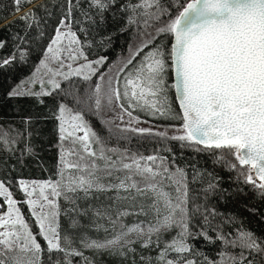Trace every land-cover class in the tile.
Masks as SVG:
<instances>
[{"label": "snow or ice", "instance_id": "1", "mask_svg": "<svg viewBox=\"0 0 264 264\" xmlns=\"http://www.w3.org/2000/svg\"><path fill=\"white\" fill-rule=\"evenodd\" d=\"M28 3L31 0H13L16 11ZM110 3L115 0H90L89 7L97 8L98 14L102 15ZM68 4L67 15L59 21L45 58L40 61V66L51 76L48 84L53 90L61 88L57 77L69 81L73 76L82 75L84 80H91L99 74L92 95L83 101L77 97V103L94 101L99 114L102 102L106 101L110 106L115 100L119 102L118 119L121 121L124 114L133 118L130 107L147 109L152 115L168 116L173 113V108L167 95L166 78L173 72L172 87L181 114H173L171 118L182 120V125L177 130L180 134L170 138L190 145H203L205 149L228 150L238 162L229 167L237 169L239 166L244 183L251 184L264 196V0H177L179 11L175 15L163 7L161 0H139L127 5L133 13L144 17L145 28L151 26L150 21L159 22L167 16V21L156 29V35L169 34L174 42L166 52L163 47L153 45L154 35H147L115 77L108 75L107 79L94 66L104 64L106 57L76 68L66 63L81 57L87 60L77 33L71 30L72 0H68ZM84 16L92 19L87 11ZM30 17L35 19L33 10L20 19ZM128 22L136 23L135 17L130 16ZM150 45H153L151 49L133 65ZM52 62L58 67H50ZM2 63L7 65L11 60ZM129 65L133 68L123 76L121 86L120 73H124ZM65 67L68 70L62 71ZM39 72L40 68H37ZM40 83L43 87V80ZM21 94L24 93L18 90L10 93ZM27 94L32 95L31 92ZM41 94L52 93L35 95ZM67 94L72 95V92ZM58 113L60 178L54 182L19 181L27 196L23 203L28 205L34 217L39 229L37 233H33L25 220L12 192L0 181V197H5L7 204V211L0 213V264H43L45 249L37 236L46 242L49 264H71L68 257H83V252L72 247L76 241L69 235H61L58 202L61 197L71 206L65 213L71 218L70 227L82 230L78 239L86 249L111 251L119 246L120 254L125 255L122 249L128 247L129 251H134L130 245L139 241L141 247L154 245L159 249L158 264H198L196 259L189 258L201 255L189 240L203 236L212 241L213 237L208 236L207 230L194 233L189 227V189L184 170L178 167L171 170L166 157L144 156L128 148L109 146L92 129L81 111L73 112L61 103ZM105 123L110 126L112 135V121ZM115 128L117 139H124L119 133L127 129L120 125ZM132 131L151 133L150 129L144 128H133ZM81 132L83 135H79ZM155 135L168 138L166 131ZM64 141H70L68 148L63 146ZM216 188V184L208 185L210 191ZM217 215L215 209L205 208V225L211 227L209 217ZM141 216L145 219L125 223L128 217ZM81 220L88 223H81ZM223 223L232 224L234 218L229 217ZM177 227L180 231L160 248L163 233ZM88 228L105 233L111 229L114 234L111 238L91 239L83 231ZM213 230L222 250L215 260L204 256L203 264H264V237H257L242 228L234 235L225 233L220 225ZM132 234L136 235V240L128 239ZM227 249L240 251L233 254ZM53 253H62L64 261L53 260ZM169 254H174V258H169ZM84 259L85 264H91L87 257Z\"/></svg>", "mask_w": 264, "mask_h": 264}, {"label": "trees", "instance_id": "2", "mask_svg": "<svg viewBox=\"0 0 264 264\" xmlns=\"http://www.w3.org/2000/svg\"><path fill=\"white\" fill-rule=\"evenodd\" d=\"M90 0H72L73 10L71 15V28L77 33L80 46L85 55L96 61V58L106 57L102 65H95L102 70L117 55L126 52L129 43L133 38L148 34L152 31L155 36L154 46L163 47L170 51L171 36L169 34L156 35L157 29L167 21V16L159 22L150 21V27L145 28L144 17L133 13L127 5L136 4L139 0H115L110 3L108 9L101 14L95 7H89ZM183 2V0H180ZM163 7L175 15L179 11L176 7L177 0H161ZM69 8L68 0H31V3L23 5L16 11L13 0H0V180L12 192L17 199L18 205L24 217L29 221L34 233H37L34 220L25 201V193L19 186L20 179L26 180H51L56 181L59 177L61 141L58 131L59 121L58 107L61 103L70 107L73 111L84 113V119L104 138L109 146L128 148L131 152L140 153L144 156L159 155L167 158L171 170L177 167L184 170L189 189L188 209L190 214V229L192 232L207 230L208 236L213 237L212 241L203 236L190 239L197 252L201 255H193L189 258L196 259L198 264H203L204 256L210 260L218 258L222 250L221 242L215 240L217 229L220 225L225 233L235 234L238 228L253 232L257 237H264V196L259 194L258 189L251 184L244 183V177L240 175L239 166L231 169V163H238L235 157L228 150L205 149L203 145H190L187 142L173 140L170 137L162 138L155 133L120 132L124 139H117V131L109 133V127L99 120L93 101L88 103H77L76 98L82 101L91 96L93 85L97 76L91 80H84L81 76H73L69 81L62 77L61 88L53 90L52 86L40 90L19 91L21 95H10L13 92L15 83L27 76L43 54L45 47L51 39L60 19L67 15ZM33 10L35 19H20L26 12ZM87 11L92 17L91 20L84 16ZM135 17L136 23H129V17ZM145 49L140 57L133 61V65L139 63L147 51ZM4 60H11V63L4 65ZM133 65L128 66L130 71ZM167 95L172 105L173 113L168 116L160 114L152 115L150 111L142 108H130L137 116L156 121L163 125H178L180 119H172L173 114H180L174 89L172 87V72L166 78ZM71 91L72 95L67 93ZM31 92L32 95L27 93ZM51 92V95H35L36 93ZM183 144V146H182ZM63 146L68 148L70 141H64ZM245 173L247 169H244ZM216 184L215 190H208V185ZM173 195L175 193L173 192ZM61 208L59 217L61 235H69L76 241L72 247L83 252V257L70 256L71 264H85V257L91 264H158L156 257L159 249L154 245L148 248L141 247V242H136L130 247L122 249L125 255H121V249L116 246L111 251L86 249L79 243V236L82 230L70 227L71 218L65 210L71 206L59 198ZM199 208V211L196 209ZM215 209L217 216L209 217L211 227L204 223V209ZM234 218V223H223L227 218ZM145 217H128L125 223L131 224L136 220ZM150 219V217H149ZM81 223H88L81 220ZM101 223H105L101 221ZM107 227V224L105 223ZM117 230H119L117 226ZM91 239L111 238L114 234L111 229L108 233L96 232L88 228L83 230ZM180 229L173 228L162 235L160 248L164 242L169 241ZM45 251L42 254L43 264H49L46 242L42 237L37 236ZM136 240L135 234L128 237ZM155 240V237H153ZM233 254H238L239 249H227ZM53 260L64 261L62 253H53ZM142 257L144 259H142ZM174 258V254H169ZM252 257L249 256V259Z\"/></svg>", "mask_w": 264, "mask_h": 264}, {"label": "rangeland", "instance_id": "3", "mask_svg": "<svg viewBox=\"0 0 264 264\" xmlns=\"http://www.w3.org/2000/svg\"><path fill=\"white\" fill-rule=\"evenodd\" d=\"M58 25H59V23L57 24V26ZM71 30L73 31L72 28H71ZM155 31H156V29L153 30V32H155ZM149 34H152V31H150L148 34L140 35L138 37L133 38L132 41L129 43L125 53L117 55L102 70H100L101 73L105 74L106 79H107L108 75H111V76L115 77V75H116L117 71L119 70V68L122 67L124 63H126L127 59L131 56L132 52L140 45L141 41L143 39H145L147 37V35H149ZM54 36H55V31H54L51 39L47 43L43 54L41 55V57L39 58V60L35 64V66L33 67L32 71L27 76H25V77L21 78L20 80H18L15 83V85H14L12 90H18V91L34 90L36 87H38L40 90H45L46 87L51 86L50 84H48V80L51 78V76H50V74H46V69H44V68H42L40 66V61L45 58L46 49H47L48 45L51 43V40L54 38ZM98 59L99 58H96L95 60H98ZM88 61H94V60H92V59H90L88 57H87V60H85L83 57H81V58H79L78 60H76L74 62H66V63H71L72 67L76 68L80 64L87 63ZM50 67L57 68L58 64L56 62H52L50 64ZM37 68H40V72L39 73H37ZM67 70H68L67 67L62 69V71H67ZM128 71L129 70L127 68V69H125L124 73H120V76H121L120 85L121 86L123 84V76ZM34 73H37V74L34 75ZM98 76H99V74H98ZM98 76H97V79H96L95 83L98 81ZM58 78L59 77H57L56 79L58 80ZM41 80H43V82H44L43 83V87L41 86V83H40ZM95 83L93 85V88H92V91H91V95L93 93V89H94ZM105 87H106V85H105ZM93 105H94V101H93ZM102 105H103L102 109L99 111V114H97L98 117H99V120L101 122H103L105 125H107L108 127H110V126L107 123H105V122L106 121H112L111 128L114 131H117V129L115 128V125H120V127L122 129H127L126 131H123V132H134V131H132L133 128H144V129H150L151 132H153V133L166 131L167 134H168V137H172L174 135H179L180 134V132L177 131V130L180 129L182 123L178 124L177 126L176 125H173V126H171V125H163V124L157 123L156 121H153V120H148V119L141 118V117L137 116L135 113H132L133 114V118L138 117L139 118L138 120L130 118L129 116H127V114H124V119H123V121H121L120 119H118V114L121 113V109L119 107V102L114 100L112 105L109 106L106 103V101H104V102H102ZM94 108H95V106H94ZM130 108H129V111H131ZM73 112H75V111H73ZM130 120L132 121L131 124H129ZM79 135H83V133L81 132V133H79ZM21 180L29 181V182L32 181V180H26V179H20L19 181H21ZM0 181H2V180H0ZM34 181H48V180H34ZM29 190H31V188H29ZM13 199H15L17 201V199L15 197H13ZM26 199H27V196L25 194V199L24 200H26ZM18 207H19V205H18ZM27 207H28V205H27ZM6 211H7L6 198L5 197H0V213L6 212ZM29 211H30V209H29ZM29 214H31V212ZM32 218L34 220V217H32ZM25 220L27 222H29L26 218H25ZM34 223H35V220H34ZM35 226H36V224H35ZM36 230L39 231L37 226H36Z\"/></svg>", "mask_w": 264, "mask_h": 264}, {"label": "water", "instance_id": "4", "mask_svg": "<svg viewBox=\"0 0 264 264\" xmlns=\"http://www.w3.org/2000/svg\"><path fill=\"white\" fill-rule=\"evenodd\" d=\"M172 42H174V40H173V37L171 36V43H172ZM172 83L174 84V73H173V72H172ZM173 89H174V87H173ZM174 94H175V89H174ZM175 100H176V94H175ZM176 103H177L178 109H179L180 114H181V110H180V108H179V103H178L177 100H176Z\"/></svg>", "mask_w": 264, "mask_h": 264}]
</instances>
